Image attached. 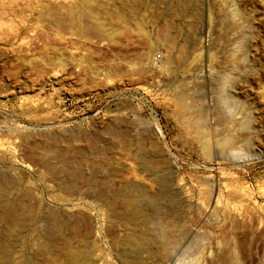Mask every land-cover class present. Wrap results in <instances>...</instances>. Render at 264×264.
I'll return each mask as SVG.
<instances>
[{"label": "rangeland", "instance_id": "obj_1", "mask_svg": "<svg viewBox=\"0 0 264 264\" xmlns=\"http://www.w3.org/2000/svg\"><path fill=\"white\" fill-rule=\"evenodd\" d=\"M0 204L5 264H264V0H0Z\"/></svg>", "mask_w": 264, "mask_h": 264}, {"label": "bare ground", "instance_id": "obj_2", "mask_svg": "<svg viewBox=\"0 0 264 264\" xmlns=\"http://www.w3.org/2000/svg\"><path fill=\"white\" fill-rule=\"evenodd\" d=\"M180 109H181V112H183V113H184V111H186V107L184 106V104L181 105ZM194 117H197V115H193L192 118H194ZM225 142L228 144V141H225ZM202 145H205L206 146V144H202ZM206 149L207 148H205L204 150H206ZM0 205H2V204H0ZM126 207L128 209H130L132 213H137V214L139 213V210L141 208L140 207V202L135 197H131V198H129L127 200ZM0 208H1V206H0ZM2 209L3 208H1V210ZM20 213H22V212L20 211ZM5 215H7V217H8L7 220L8 221L5 219ZM0 217L3 219V220H1L2 223L0 222L1 223L0 225H2V224L5 225L6 224L5 225L6 226V229L3 228L4 231L6 230L5 232H3L5 235L4 234L3 235L6 236V237H10L8 239H11V237L14 238V239L17 236L20 237L19 234L21 232L20 231L21 230V223H24V222H20L19 217L22 218V216H19V213H17V212L16 213H13V212L11 213L10 211H8L6 209H3V211L0 213ZM12 217H13V220H10L9 218H12ZM14 218H16V219H14ZM168 229L170 230V227ZM13 236H16V237H13ZM3 239H5V238H3ZM147 241H149V240H144L143 238H135L134 237V238H131L130 242H128V243L130 244V247H132V248L135 249V248H138L140 246L145 245V243ZM0 243H2V241ZM162 250H163V253L166 252V249L165 248H163ZM11 251H12L11 248L8 249V248H3L2 246H0V264H5V262H7V260L9 259V254L11 253ZM79 256L78 255H74V254H69L68 261L66 262V264H81V258H80L81 256L80 257Z\"/></svg>", "mask_w": 264, "mask_h": 264}]
</instances>
